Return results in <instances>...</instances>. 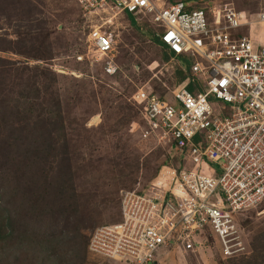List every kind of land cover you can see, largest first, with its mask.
I'll return each instance as SVG.
<instances>
[{
  "label": "built area",
  "instance_id": "built-area-1",
  "mask_svg": "<svg viewBox=\"0 0 264 264\" xmlns=\"http://www.w3.org/2000/svg\"><path fill=\"white\" fill-rule=\"evenodd\" d=\"M76 1L86 14L106 8L149 28L163 65L184 75L163 94L146 84L130 97L141 136L182 158L148 192L121 193L119 221L89 234L87 255L98 264H157L166 249L194 251L209 239L223 259L243 255L238 219L264 202V10L252 19L228 3L189 10L184 0ZM88 41L101 56L113 50L100 27Z\"/></svg>",
  "mask_w": 264,
  "mask_h": 264
},
{
  "label": "rangeland",
  "instance_id": "rangeland-1",
  "mask_svg": "<svg viewBox=\"0 0 264 264\" xmlns=\"http://www.w3.org/2000/svg\"><path fill=\"white\" fill-rule=\"evenodd\" d=\"M186 1L207 9L228 3L237 11L248 12L252 19L264 10V0ZM12 2L0 0V40L4 41L0 45L4 48L0 50V99L30 102L34 109L44 108L45 112H52L59 101L75 193L74 200L68 201L75 206L74 217L88 239L96 227L120 218L122 192H148L160 170L176 168L182 158L166 142L141 136V121L130 101L146 84L163 94L164 86L172 88L180 77L163 65L164 52L154 42L155 35L149 34L151 30L135 27L121 13L105 8L86 14L76 0ZM94 27L112 35L113 50L108 56L97 54L88 41ZM42 70L52 72L54 78L46 92L43 86L48 82L39 75ZM57 155L49 158L45 170L51 186L37 188V196L42 191L45 198L38 200L45 205L39 209L60 201L53 200L56 190L52 188L60 168ZM47 223L44 221L41 231ZM238 225L245 253L237 258L225 261L216 241L209 239L194 251L166 249L157 264H241L257 258L256 247L264 257V202L242 214ZM86 256L84 264L100 262Z\"/></svg>",
  "mask_w": 264,
  "mask_h": 264
},
{
  "label": "trees",
  "instance_id": "trees-1",
  "mask_svg": "<svg viewBox=\"0 0 264 264\" xmlns=\"http://www.w3.org/2000/svg\"><path fill=\"white\" fill-rule=\"evenodd\" d=\"M8 3L14 2L8 0ZM194 9L207 8L189 6V10ZM2 42L0 40V45ZM154 42L159 45L156 38ZM3 49L0 46V50ZM163 58L167 59L165 53ZM39 75L48 82L43 86L46 92L53 82V73L42 70ZM178 75L184 80L181 72ZM32 106L18 99H0V198L5 199V203L0 199V264L18 261L24 264H84L88 239L81 233L83 226L79 227L74 217L75 206L69 203L74 200L75 193L61 107L59 101L52 112ZM55 153L60 158V168L55 186L52 185L56 190L53 200L60 201L48 204L43 210L39 208L45 205L38 200H45L44 193L40 191L41 196H37V188L40 184H48L45 170ZM44 221L48 223L41 231ZM256 249L258 254L254 257L257 258L241 264H264V257L260 256L263 252L260 254V247Z\"/></svg>",
  "mask_w": 264,
  "mask_h": 264
},
{
  "label": "crops",
  "instance_id": "crops-1",
  "mask_svg": "<svg viewBox=\"0 0 264 264\" xmlns=\"http://www.w3.org/2000/svg\"><path fill=\"white\" fill-rule=\"evenodd\" d=\"M125 17H127V18L132 22V24L135 26V23H134L133 19H131V18L128 17V16H125ZM135 27H136V26H135ZM158 262H159V260H158Z\"/></svg>",
  "mask_w": 264,
  "mask_h": 264
}]
</instances>
